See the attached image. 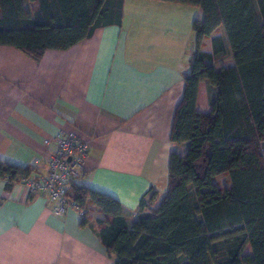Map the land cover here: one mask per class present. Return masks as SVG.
<instances>
[{
  "label": "crops",
  "instance_id": "1",
  "mask_svg": "<svg viewBox=\"0 0 264 264\" xmlns=\"http://www.w3.org/2000/svg\"><path fill=\"white\" fill-rule=\"evenodd\" d=\"M202 16L173 2L124 0L120 26L46 49L38 61L0 44V161L44 174L54 148L46 141L74 133L88 154L71 184L115 198L130 227L140 198L151 187L164 191L170 154L186 151L187 142L169 136L190 69L192 23ZM214 96L202 81L196 109L208 112ZM82 211L56 216L47 194L0 179V264H113L98 236L104 215L90 203ZM243 253L251 254L249 245Z\"/></svg>",
  "mask_w": 264,
  "mask_h": 264
},
{
  "label": "trees",
  "instance_id": "2",
  "mask_svg": "<svg viewBox=\"0 0 264 264\" xmlns=\"http://www.w3.org/2000/svg\"><path fill=\"white\" fill-rule=\"evenodd\" d=\"M124 0H0V44L38 61L106 25L120 26ZM200 8L194 49L169 139L187 142L169 157L163 192L151 187L130 227L113 197L71 184L69 201L104 215L98 236L113 264H264V0H159ZM255 7L258 9L256 12ZM215 89L196 109L199 85ZM33 167L0 161L6 187ZM85 215V212L83 213ZM86 219L81 220V225ZM246 245L251 254H244Z\"/></svg>",
  "mask_w": 264,
  "mask_h": 264
},
{
  "label": "built area",
  "instance_id": "3",
  "mask_svg": "<svg viewBox=\"0 0 264 264\" xmlns=\"http://www.w3.org/2000/svg\"><path fill=\"white\" fill-rule=\"evenodd\" d=\"M46 143L54 148L48 153L45 173L32 172L22 181L31 191L47 194L52 203V213L62 216L70 207L78 209L77 204L67 199L66 191L70 183L83 174L88 143L74 133L62 131ZM260 152L264 153L263 145L260 146ZM79 213L82 215L83 211L79 210Z\"/></svg>",
  "mask_w": 264,
  "mask_h": 264
},
{
  "label": "rangeland",
  "instance_id": "4",
  "mask_svg": "<svg viewBox=\"0 0 264 264\" xmlns=\"http://www.w3.org/2000/svg\"><path fill=\"white\" fill-rule=\"evenodd\" d=\"M254 4H256V0H253ZM256 9V12H258V9L255 7ZM192 35H193V32H192Z\"/></svg>",
  "mask_w": 264,
  "mask_h": 264
}]
</instances>
